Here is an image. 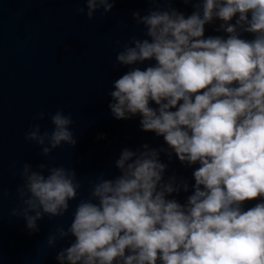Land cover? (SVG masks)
<instances>
[{
    "label": "clouds",
    "instance_id": "9594fccd",
    "mask_svg": "<svg viewBox=\"0 0 264 264\" xmlns=\"http://www.w3.org/2000/svg\"><path fill=\"white\" fill-rule=\"evenodd\" d=\"M116 2L83 0L74 11L92 20ZM145 2V14L132 13L141 36L116 41L113 70L127 71L111 82L108 108L116 120L138 116L141 130L167 147L123 148L119 174L98 172L85 197L75 168L25 162L9 215L32 234L76 201L68 226L46 238L49 249L66 244L57 264H264V0ZM217 22L222 35L206 36ZM50 123L51 131L37 123L24 135L43 157L77 144L70 112L57 109ZM173 155L198 165L184 203L175 196L189 182L166 175Z\"/></svg>",
    "mask_w": 264,
    "mask_h": 264
},
{
    "label": "water",
    "instance_id": "95a60500",
    "mask_svg": "<svg viewBox=\"0 0 264 264\" xmlns=\"http://www.w3.org/2000/svg\"><path fill=\"white\" fill-rule=\"evenodd\" d=\"M79 7H84L83 0H0V264H57L56 252L66 244L58 242L49 249L46 238L68 226L76 204L71 202L64 217H45L38 222L39 231L29 234L23 218L9 215L18 206L15 188L23 163L75 168L85 197L88 181L98 172L107 178L119 174L114 161L123 148L136 150L145 143L167 147L162 137L141 130L138 116L116 120L108 108L111 82L127 71L113 70L120 50L116 41L141 36L132 13L145 14L149 4L117 0L111 12L105 16L97 12L92 20L77 15L74 10ZM173 7L185 15L192 11L180 2ZM218 23L206 26L205 35H222L214 31ZM60 108L73 116L77 144L63 145L43 157L24 135L37 123L41 132L51 131L50 115ZM39 112L46 114L45 119H34ZM161 160L168 163L164 154ZM195 167L181 165L174 155L169 163L166 175L175 174L190 185L188 193L175 196L180 203L191 194Z\"/></svg>",
    "mask_w": 264,
    "mask_h": 264
}]
</instances>
